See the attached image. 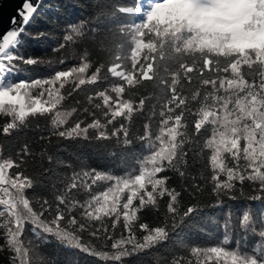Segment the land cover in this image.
Instances as JSON below:
<instances>
[{
    "label": "snow or ice",
    "instance_id": "6c2138e0",
    "mask_svg": "<svg viewBox=\"0 0 264 264\" xmlns=\"http://www.w3.org/2000/svg\"><path fill=\"white\" fill-rule=\"evenodd\" d=\"M39 3L40 0L35 4L33 0H24L9 18V28L0 36V114L11 117V121L2 127V133L11 135L29 117L52 114L53 134L58 137L80 138L89 142L116 138L117 145L125 149L131 148L134 141H145L144 147L150 149L151 154L143 161L133 160V163L140 164V173L134 176L129 173L128 178L115 177L85 166L79 171L73 170L69 183L55 196L54 202L36 200L38 208L33 206V200L25 195V191L34 188L40 182L39 178L25 175L23 171L9 175V170L21 169L27 164L25 157L31 154L29 145L25 144L17 152L18 159H0V234L4 240L0 249L7 248L12 252L9 264H42L36 253L39 244L48 243L49 235L66 247L79 249L103 261L124 264L125 258L139 256L169 241L170 233H175L181 226L195 228L193 221L202 211L198 202L181 211V191L169 188V178L158 174L172 169L180 177H186L182 167L186 169L190 164L189 137L196 140L202 129L209 131L206 125L210 126L211 137L204 142V148L211 150L212 174L210 178L201 177V184L195 182L196 177H191L188 187L192 191L188 192V188L182 191L189 196H199L210 179L211 192L217 196V204H221L220 196H228L234 190L242 191L246 180L255 182L261 194L250 199L260 202L261 213L253 220L251 211L245 212L242 220L243 227L257 236L258 242L251 248L237 244L236 250L229 252L223 246L210 249L192 246L186 234H177L172 247L188 252L190 257L204 255L211 260L213 256H223L229 258L228 264H264V0H140L139 4L119 7L117 10L122 14L141 18L140 22L133 20L120 27V36L128 39L113 44L117 50H123L125 44L131 47L132 71L126 72L120 63H113L107 72L124 83L86 96V102L101 112L104 122L100 118L88 123L77 120L63 131L59 129L77 113L76 107H64L65 101L82 90L81 86L104 84L108 77L101 76L104 65L85 75L92 62L88 51L84 50L79 66L55 71L48 79L14 82L13 77L21 71L19 63H42L38 58L14 54L21 43L18 37L37 13ZM2 7L3 0H0ZM67 27L65 43H76L86 37L84 21ZM92 31L95 33V29ZM103 43L101 41V46ZM59 47L64 48L65 44ZM144 50L149 55L144 57L145 63H140L138 58ZM158 57L160 61L167 62L159 72L154 67ZM119 59L117 55L116 60ZM173 66L175 70L170 71ZM193 73L197 74L198 87L191 91L189 98L186 85L193 83ZM141 80L153 81L156 88L163 91V97L157 95L156 103L150 106L151 116L160 117L159 134L154 140L149 123L143 125L144 132L139 136L130 135L129 127L124 123L113 127L110 132L108 130L117 118L123 117L131 122L134 112H143L145 101L154 99L152 96L144 97L134 106L131 98H123L126 86L135 87ZM69 83L73 87L65 96L61 89ZM202 88L205 89L203 95ZM33 89H40L37 97L31 95ZM110 92L115 93V99ZM45 95L47 99L41 100ZM96 98L102 104L93 103ZM189 99L200 104L195 113L199 119L194 123V133L188 131L186 113L192 114L188 107ZM72 103L79 104L80 101L73 100ZM157 104L160 105L158 113L155 111ZM82 112L95 116L88 107H83ZM90 130H93L91 135ZM3 150L0 145V155ZM225 154L230 157L231 166L226 163ZM40 156L52 159L45 152ZM191 162L195 163V157ZM221 175L225 179H221ZM98 181L115 183L106 191L91 195L83 204L75 198L81 191L91 193ZM60 182L63 183V179ZM125 191L129 195L121 205ZM165 195L169 200L160 226L150 228L147 223H137L138 213L147 207L159 210L158 197ZM136 200L139 203L134 206ZM74 210H80V219L73 214ZM105 217H114L111 222L113 231L122 223L127 232V235L113 240L108 252L96 250L90 242L82 241L79 235L88 231L90 225L85 221H99L100 226L94 228L90 236L100 239L103 235L112 239L109 226L104 223ZM26 224L32 225L38 244L32 241L26 244L22 239ZM224 227L226 234L222 243L227 245L231 235L230 221ZM137 228L146 233L142 240L137 239ZM161 264H192V261L173 252L162 259ZM196 264H201L199 259Z\"/></svg>",
    "mask_w": 264,
    "mask_h": 264
},
{
    "label": "trees",
    "instance_id": "16d2710c",
    "mask_svg": "<svg viewBox=\"0 0 264 264\" xmlns=\"http://www.w3.org/2000/svg\"><path fill=\"white\" fill-rule=\"evenodd\" d=\"M140 0H42L38 7V11L34 14L31 22L26 26L24 33L18 37L21 43L14 54H22L25 58H38L42 63L37 65H27L19 63L18 67L21 71L13 77L14 82L19 80L32 81L35 79L51 78L55 71L68 70L73 66H79L82 61L80 55L84 50L89 53V59L92 62V67L85 75H90L96 67L104 65L101 76H107L108 81L104 84L84 85L82 90H78L73 94L72 98L66 100L64 107H76L77 113L69 120L68 124L59 129L63 131L65 128L71 127L77 120H84L86 123L91 122L94 118H100L104 122V118L100 111H97L92 105L86 102L87 95H94L96 91L103 90L105 87L117 86L121 83L118 77L111 76L107 72V68L113 63H120L121 68L126 71H132L131 61V47L124 45L123 50H117L113 47L116 41L127 40L128 37L120 36L119 29L124 24L131 23L133 20L140 22L139 16L130 17L122 14L117 9L121 6H132L139 4ZM146 7V5H145ZM79 21L85 22L86 37L78 39L76 43H65V35L68 33V25L75 24ZM95 29V33H93ZM41 33L43 34L41 36ZM38 37V39H37ZM112 38L108 40L106 38ZM147 36L145 39L147 40ZM103 41V46H101ZM61 44H65L64 48H60ZM119 55L120 59L116 60ZM149 55L147 50H144L138 58L140 63H145L144 57ZM64 61V63H61ZM166 61H160L159 57L154 64V67L159 70ZM139 67V64L137 65ZM175 70L173 66L170 71ZM163 75L162 72H160ZM193 83L186 85L189 90V98L191 91L198 87L197 74L193 73ZM182 83H185L182 79ZM59 85L57 84V87ZM73 87L71 83L66 84L64 89H61L62 94L67 96L68 91ZM40 89H33L31 95L37 97ZM205 89H201L203 95ZM115 99V93H111ZM222 94V93H221ZM159 95L163 97V91L158 90L153 81H143L135 87H127L123 94L124 99L131 98L134 101V106L138 105L140 99L152 96L154 99L145 101V108L143 112H134L132 121H126L123 117L117 118L113 125L109 126V132L113 127H119L120 123H124L129 127L130 135L133 133L136 136L142 135L144 132L143 125L149 123V131L152 133V139L159 134V119L160 117L151 116V105L156 103L155 97ZM47 99V95L41 100ZM73 100H79V104L72 103ZM93 103H100L102 101L96 98ZM83 107H88L91 112H95V116H89L82 112ZM188 107L192 114L188 116L187 124L189 133H194V123L199 117L195 115L200 107L196 101L189 99ZM160 105L157 104L155 111L158 113ZM151 116L149 120L148 117ZM110 118V117H109ZM52 114L45 116L29 117L25 124L17 130H13L11 135H4L2 127L11 121V117L0 114V145L3 146V153L0 159H18L17 152H19L25 144L29 145V156L25 159L27 164L21 169L9 170V175H14L17 171H23L25 175L31 177H38L39 183L32 189H27L25 195L33 200V206L36 200L47 199L50 203L54 202L56 195L60 194L64 185L69 183V178L73 170L79 171L82 166L89 169H96L98 172L108 173L115 177L128 178L140 173V164L133 163L134 159L143 161L144 158L151 154V150L144 147L145 141H134L131 148H123L117 145L116 138L108 141H84L80 138L75 140L70 138L58 137L54 135L52 128ZM209 131L201 130V134L192 140L189 137L190 146L189 151L190 164L185 170L186 177H180L177 171L168 169L165 172L158 174L159 176H167V186L181 191V211L194 203L199 204L202 211L199 216L195 218L193 223L195 228H185L181 226L175 233H170L169 241L157 245L155 248L146 250L139 256L125 258L124 264H161L162 259L175 252L179 256L186 259H191L192 264H196L199 259L201 264H228V257H215L208 260L204 255L200 257H190L188 252H181L172 247V240L177 234H186L192 246L200 247L202 249H210L211 247H225L226 251L236 250V245L241 244L244 248H251L258 242V237L247 231L243 227L242 216L245 212L251 211L253 220L261 213V206L259 201L250 199L252 196L259 195L258 185L255 182L245 181L242 191L234 190L228 196H220L221 204H217V196L211 192V181L204 186V190L199 196H189L182 191L188 188V192L192 189L188 187L191 183V177H196V183L201 184V177L210 178L212 174L210 156L211 150L204 148V142L211 137L210 126L206 125ZM93 130H90V135ZM122 140V134H121ZM243 145V141L241 142ZM158 145V142H157ZM45 152L52 159L48 160L46 157H41L40 153ZM226 163L231 166V159L228 154ZM192 157H195V163H192ZM71 165L72 167H68ZM63 179V183L60 180ZM221 179H225L221 175ZM90 182V181H89ZM115 181H98L93 185L91 193L79 192L75 198L82 204L90 199L91 195H98L112 186ZM55 185V189L53 188ZM151 190V186H148ZM239 188V182H237ZM129 193L125 191L121 200V205L126 201ZM232 197H235L233 199ZM169 198L167 195L163 198L158 197L159 210L147 207L138 213L139 221L137 223H147L150 228L160 226L163 218V213L166 209V204ZM139 201H134V206L138 205ZM80 210H74L73 214L77 215L78 219ZM48 214L45 213V216ZM51 219V217H48ZM113 218H104V223L109 226V234L112 239H107L101 235L100 239L90 236V232L100 226L99 221H85L90 226L88 231L79 233L82 241L90 242L98 251H111V244L113 240L120 239L121 235H127L122 223L113 231L111 229V222ZM230 221V238L227 245H224L226 229L224 225ZM170 223V221H169ZM259 226L257 225V231ZM137 239L142 240V236L146 234L142 230H136ZM25 243L32 241L34 244L39 242L36 240L32 232V225L26 224L24 228L23 237ZM48 243L39 244V250L36 253L41 258L42 264H119L114 261H103L95 256L85 254L79 249L66 247L61 241L49 235L47 237ZM4 244L2 234H0V245ZM12 252L3 248L0 249V264H9V257Z\"/></svg>",
    "mask_w": 264,
    "mask_h": 264
},
{
    "label": "water",
    "instance_id": "95a60500",
    "mask_svg": "<svg viewBox=\"0 0 264 264\" xmlns=\"http://www.w3.org/2000/svg\"><path fill=\"white\" fill-rule=\"evenodd\" d=\"M24 2V0H3V7L0 8V36L9 28V18L15 14V10ZM42 0H40L39 5ZM36 3V0H33ZM19 21V17L17 18Z\"/></svg>",
    "mask_w": 264,
    "mask_h": 264
},
{
    "label": "rangeland",
    "instance_id": "374dc122",
    "mask_svg": "<svg viewBox=\"0 0 264 264\" xmlns=\"http://www.w3.org/2000/svg\"><path fill=\"white\" fill-rule=\"evenodd\" d=\"M22 94H23V90H22ZM27 99H28V98L26 97V101H27Z\"/></svg>",
    "mask_w": 264,
    "mask_h": 264
}]
</instances>
